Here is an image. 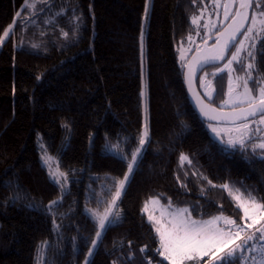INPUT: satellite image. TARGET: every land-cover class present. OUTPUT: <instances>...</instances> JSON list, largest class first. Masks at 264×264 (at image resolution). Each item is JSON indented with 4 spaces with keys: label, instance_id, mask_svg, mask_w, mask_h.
I'll list each match as a JSON object with an SVG mask.
<instances>
[{
    "label": "trees",
    "instance_id": "1",
    "mask_svg": "<svg viewBox=\"0 0 264 264\" xmlns=\"http://www.w3.org/2000/svg\"><path fill=\"white\" fill-rule=\"evenodd\" d=\"M24 4L0 0V35L16 21L14 35L0 45V264H37L44 241L47 264H84L96 230L85 209L102 213L109 178L122 179L127 171L105 145L126 138L125 152L134 149L145 122L150 143L117 202L121 220L103 234L90 264H147L144 257L169 264L155 252L157 239L143 210L154 197L187 206L196 219L223 212L238 222L243 213L220 185L264 203V159L223 146L187 93L179 49L191 54L207 39L193 48L187 42L197 31L191 17L216 13L213 0H48L37 4L36 25L23 23L30 15ZM50 18L53 23H44ZM255 64L264 75L259 52ZM212 82L216 92L209 101L221 107L228 76ZM249 87L255 93L251 81ZM40 143L68 173L55 217L46 206L60 192L42 164ZM182 153L191 165L181 164Z\"/></svg>",
    "mask_w": 264,
    "mask_h": 264
},
{
    "label": "snow or ice",
    "instance_id": "2",
    "mask_svg": "<svg viewBox=\"0 0 264 264\" xmlns=\"http://www.w3.org/2000/svg\"><path fill=\"white\" fill-rule=\"evenodd\" d=\"M38 3L47 5L48 0H25L23 7L30 14L29 17L23 19L25 25H36ZM213 4L215 7L223 9V19L227 21L231 18V23L217 32L219 38L213 44L212 49L202 57H194L193 61L197 67L214 66L216 70L211 73L213 78L222 73L228 75V89L225 93L227 99L221 101L219 114L210 116L209 119L230 123L232 127L218 130L216 126L210 124L209 128L216 137H220L221 131L227 134L228 139L223 143L229 148L242 152L251 151L254 155L264 159V135H262L264 128L261 127L264 125V75L255 64L258 52L264 61V0H224L222 4L220 0H213ZM233 7L236 8L235 12L232 11ZM59 14L57 13V15ZM16 15L19 17L20 13L18 12ZM144 16L146 20L148 17L147 4ZM200 19H203L202 12L200 16L191 17V23L199 27ZM79 20L80 17H75L73 20L74 32L78 30L77 21ZM15 23L14 20L13 24L9 25L0 35V45L4 43L5 38L9 37L10 33L14 35ZM44 23L51 24L53 20L50 18ZM203 28L211 31L216 28V24L212 23L210 28L209 24L205 23ZM44 34L41 32V35ZM61 35L67 38L69 33L61 29ZM188 39L191 40V36ZM141 40H143V31ZM205 43H207V39H205ZM257 43H259V49H257ZM31 47L38 48L39 45L32 44ZM220 61H224L223 66H219L218 62ZM234 63L239 66L240 71L245 73L244 76L237 77V79L243 80L244 91L240 93L235 92V88L239 85L234 87L231 76L233 72L237 71L236 68H233ZM191 73L192 66L189 65L188 79L191 78ZM253 73H256L255 77ZM208 75V72H204V77ZM250 81L254 86L255 93L253 88L248 86ZM203 86L206 88L205 96L211 99L213 93L216 92L212 80H208L207 84ZM141 95L143 96L144 93L142 92ZM198 103L199 111L205 116H208L209 111L217 112L216 108H210L199 97ZM224 107H230L232 111L225 113L223 112ZM250 117L256 119L249 120ZM237 121H241V123H237ZM64 127L67 128L68 125L65 124ZM233 132L235 136L231 135ZM135 142L136 147L128 152H125L122 146L127 143L126 138L123 140L118 138L116 143L105 145L106 151L117 154L125 162L127 171L122 179L109 178L111 185L105 187H108L110 198L104 202L106 207L102 213L98 209L87 207L85 209L93 219L96 230L93 238L88 242L90 246L84 264H90V258L94 255L103 234L121 220L117 202L120 200L130 176L139 166L146 151L145 145L150 143V130L147 122L142 125L141 133ZM39 148L41 161L47 171L48 178L60 192V196L56 200L50 201L46 206L47 211L55 217V209L61 205L66 192L68 173L59 170L58 162L54 170L50 164L52 157L49 156L45 146L40 143ZM180 162L182 165L184 162L192 164L189 156L183 153L180 155ZM202 178L212 187H217L207 180V177ZM219 187L228 190L229 196L235 201L236 208L243 213L240 217L241 223L223 215L213 216L206 220L194 219L188 208H179L167 213L166 218L164 213L161 214V218L148 216V222L158 243L155 252L163 257L164 261L169 264H264V204L257 203L251 193H248L247 197H243V194H235L239 193V189H236L234 193L227 183ZM19 198V194H17L15 199ZM169 205H171L170 200ZM144 211H147V204ZM53 225L54 230L58 231L60 225L55 222V219H53ZM47 246V241H44L37 249V264H47L45 260ZM146 248L147 246L140 248V252L143 254ZM144 259L147 264H152L148 257H144ZM112 264H116V261H113Z\"/></svg>",
    "mask_w": 264,
    "mask_h": 264
},
{
    "label": "rangeland",
    "instance_id": "3",
    "mask_svg": "<svg viewBox=\"0 0 264 264\" xmlns=\"http://www.w3.org/2000/svg\"><path fill=\"white\" fill-rule=\"evenodd\" d=\"M220 2L222 4L224 2V0H220ZM216 9H217L216 13H211L210 12L208 15L207 14H203V19H200V21H199V25L200 26L198 27L196 25L197 31L193 34V36H191L192 39L191 40L188 39V41H187L189 45L191 44V46H192V44L196 43L197 42L196 40L199 39V38H202V37H207L208 38V37L212 36L211 33H213L215 31V29L218 26H220L221 24H223V26H224V23H226V22L223 19V12H222V16H219V14H218L219 12H221V10L223 11V9L222 8H217V7H216ZM198 16H200V15H198ZM205 23H208L210 28H211V24L214 23V24H216V28L215 29H212L211 31H209L208 29L203 28V25ZM258 44L259 43H257V46H258ZM192 48H193V46H192ZM179 52H180L179 53V61L181 62V64L183 62H185V64H186L187 59L190 56V54H189V48L188 49H182L181 48V49H179ZM181 57H183V59H181ZM185 64H184V66H185ZM219 66H223V64H221ZM233 68H236V64L235 63L233 64ZM244 75H245L244 72L240 74V72L238 70L236 72H233L231 74L232 79L234 81V87H235V85H239V87H236L235 88V92L236 93H240V92H243L244 91V88H243V80L237 79V77H242ZM207 82H208V80L206 79V77H204V73H203L201 75V90H202V92L204 94L206 92V88L203 85H206ZM227 89H228V86H227ZM225 99H227V97ZM220 105H221V102H220ZM224 108H230V107H224ZM210 124L216 126L218 130H222V129L226 128V127H228V128L232 127L231 124H217V123H209L208 122L206 126H207L208 131L210 132V134L212 136H214V137H216V135L214 133H212L211 129L209 128V125ZM253 126H255V125H253ZM261 127L264 128V125H261ZM231 135L235 136V133L233 132V133H231ZM262 135H264V133H262ZM216 138H219L220 141H221V143H222V145L225 146L228 150H233L232 148H229L225 143H223V141H226L228 139V135L225 134L223 131H221L220 137H216ZM242 153H244L246 155L253 154L251 151L242 152ZM50 157H52V156H50ZM50 164L52 165V168L55 170V168H56L57 165L54 162V159L53 158L50 160ZM233 192L235 193V191H233ZM235 194H242V193L239 192V193H235ZM256 202L259 203V204H264L263 201L259 200L258 198H256ZM146 204H147V211H144V212L146 213L147 218H148L149 215H152V216H154L156 218H161V214L162 213L165 214V218H166L167 217V213H171V212H173V211H175L176 209H179V208H188L187 206H180L179 207V206L169 205V203L167 201L163 200L160 197H154L151 200H149L148 202H146ZM145 205H144L143 210L145 209ZM218 215H223L225 217H229V218L235 219L232 215H229V214H226V213H223V212H217L213 216H218ZM213 216L204 218V220L209 219V218H211ZM192 218H194V217L192 216ZM194 219H196V218H194ZM238 223H241V222H238ZM221 226H223V224H221ZM237 243H239V241H237Z\"/></svg>",
    "mask_w": 264,
    "mask_h": 264
},
{
    "label": "water",
    "instance_id": "4",
    "mask_svg": "<svg viewBox=\"0 0 264 264\" xmlns=\"http://www.w3.org/2000/svg\"><path fill=\"white\" fill-rule=\"evenodd\" d=\"M249 14L251 15V11ZM230 23H231V19L220 30H222L224 27H227V25ZM218 38L219 37H218L217 32H216L214 35L210 36V38H207V43H205V40H204L200 44V46H198L196 49H194V51L191 53V55L187 59V62L184 66V81H185V85H186V89H187V93H188L190 102H191L192 106L194 107V109L196 110V112L199 114V116L204 121L209 122V123H217V124H230V123H226V122H221L220 120H217V119H209L210 116L218 115L219 111L221 110V107L211 103L210 101H208L205 98V96L200 91L198 81H199V78H200L201 74L203 73V71L206 68L211 67V65H207V66H203V67H197L193 61L194 57H198V56L202 57L205 54H207L208 51L212 49L213 44L215 43V41ZM238 38H240V37H238ZM226 59H227V57H226ZM223 63H224V61L218 62L219 65H221ZM189 65L192 66V73H191L190 79L187 78V74L189 72ZM198 97H199V99L203 100L205 104H208L210 108H216L217 112L213 113V112L209 111L208 116L203 115L199 111L200 105L198 103ZM230 111H232L231 108H223V112H225V113L230 112ZM252 119H255V118H252V117L249 118V120H252ZM237 123H241V121H237Z\"/></svg>",
    "mask_w": 264,
    "mask_h": 264
},
{
    "label": "flooded vegetation",
    "instance_id": "5",
    "mask_svg": "<svg viewBox=\"0 0 264 264\" xmlns=\"http://www.w3.org/2000/svg\"><path fill=\"white\" fill-rule=\"evenodd\" d=\"M202 42H203V41H202ZM202 42H201V43H202ZM201 43H199L198 46H200ZM205 70H206V69H205ZM205 70H204V71H205ZM204 71H203V72H204ZM214 71H215V67L212 68L210 71H207V72H208V73H212V72H214ZM206 79H207V80H212V77H211V76H207ZM199 83H200L199 86H200V89H201V78H200V80H199ZM212 83H213V82H212ZM213 85H214V83H213ZM201 92H202V90H201ZM202 94L205 96V94H204L203 92H202ZM214 96H215V93H213V96H212L211 99H208L206 96H205V98H206L207 100H212V99L214 98Z\"/></svg>",
    "mask_w": 264,
    "mask_h": 264
}]
</instances>
